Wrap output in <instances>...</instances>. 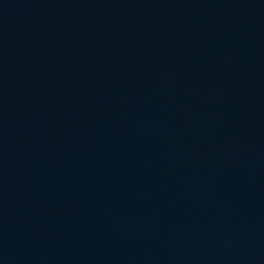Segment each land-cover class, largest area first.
Segmentation results:
<instances>
[{
  "label": "water",
  "instance_id": "obj_1",
  "mask_svg": "<svg viewBox=\"0 0 264 264\" xmlns=\"http://www.w3.org/2000/svg\"><path fill=\"white\" fill-rule=\"evenodd\" d=\"M0 264H264V0H0Z\"/></svg>",
  "mask_w": 264,
  "mask_h": 264
}]
</instances>
